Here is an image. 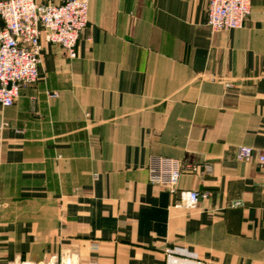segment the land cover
<instances>
[{
	"label": "crops",
	"instance_id": "crops-1",
	"mask_svg": "<svg viewBox=\"0 0 264 264\" xmlns=\"http://www.w3.org/2000/svg\"><path fill=\"white\" fill-rule=\"evenodd\" d=\"M251 3L243 27L213 32L208 0H89L76 58L43 33L39 80L0 110V264H264V167L237 158L264 149ZM154 155L208 196L178 206L149 183Z\"/></svg>",
	"mask_w": 264,
	"mask_h": 264
},
{
	"label": "built area",
	"instance_id": "built-area-1",
	"mask_svg": "<svg viewBox=\"0 0 264 264\" xmlns=\"http://www.w3.org/2000/svg\"><path fill=\"white\" fill-rule=\"evenodd\" d=\"M251 0H208L207 19L213 32L243 27L251 13ZM89 22V0H0V110L12 106L22 88L39 80L43 33L58 44L69 58L79 55V40ZM57 97V92H50ZM0 120V131L10 127ZM239 160L255 159L264 167V149L250 145L237 147ZM210 170V165H207ZM183 163L180 159L154 155L149 164V183L178 195L177 205L193 209L208 192L180 189ZM235 205L242 201H235ZM8 264H100L82 261L76 253L52 256L43 261L15 260Z\"/></svg>",
	"mask_w": 264,
	"mask_h": 264
},
{
	"label": "rangeland",
	"instance_id": "rangeland-1",
	"mask_svg": "<svg viewBox=\"0 0 264 264\" xmlns=\"http://www.w3.org/2000/svg\"><path fill=\"white\" fill-rule=\"evenodd\" d=\"M19 260H23V259H19Z\"/></svg>",
	"mask_w": 264,
	"mask_h": 264
}]
</instances>
